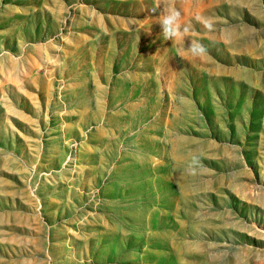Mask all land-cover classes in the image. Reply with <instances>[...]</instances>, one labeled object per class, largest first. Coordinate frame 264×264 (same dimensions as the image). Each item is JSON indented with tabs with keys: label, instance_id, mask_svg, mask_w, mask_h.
Instances as JSON below:
<instances>
[{
	"label": "rangeland",
	"instance_id": "1",
	"mask_svg": "<svg viewBox=\"0 0 264 264\" xmlns=\"http://www.w3.org/2000/svg\"><path fill=\"white\" fill-rule=\"evenodd\" d=\"M0 264H264V0H0Z\"/></svg>",
	"mask_w": 264,
	"mask_h": 264
},
{
	"label": "clouds",
	"instance_id": "2",
	"mask_svg": "<svg viewBox=\"0 0 264 264\" xmlns=\"http://www.w3.org/2000/svg\"><path fill=\"white\" fill-rule=\"evenodd\" d=\"M153 13H157L156 9L151 10ZM159 24L162 29V35L165 40L175 41L178 37H187L190 32V25L181 24V12L174 6L161 7L159 10ZM196 20L202 24L206 30L214 29V21L212 18L196 17ZM188 50L194 57H200L206 54L207 48L199 40L189 39ZM196 166H200V158L193 156L189 169L195 171Z\"/></svg>",
	"mask_w": 264,
	"mask_h": 264
}]
</instances>
